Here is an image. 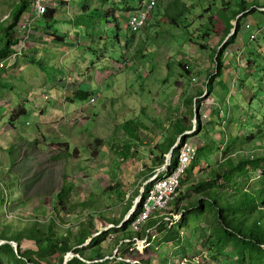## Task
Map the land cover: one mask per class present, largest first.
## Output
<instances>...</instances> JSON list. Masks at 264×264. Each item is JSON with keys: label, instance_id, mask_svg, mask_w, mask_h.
<instances>
[{"label": "rangeland", "instance_id": "374dc122", "mask_svg": "<svg viewBox=\"0 0 264 264\" xmlns=\"http://www.w3.org/2000/svg\"><path fill=\"white\" fill-rule=\"evenodd\" d=\"M15 1L20 0H0V9H6L7 5ZM135 1L133 0L132 4ZM241 1H244L247 9L256 3L261 8H256L254 13L242 12ZM191 2L193 5L188 6L187 12L184 13L186 18L179 21L178 28L169 25L168 21L166 23L162 15L155 14L157 10H161L160 6L154 10L153 20H148L147 25L134 34L133 38H130L131 33L125 27L116 30L113 21L110 27L104 23L101 27L90 26L87 30L80 27V30H77L78 35L73 34L78 38L77 43L88 42L85 33L94 35H91L94 40L91 54L94 68L92 71L84 68L81 75H92L93 82H96L99 78L95 71L103 75L110 72L101 89L94 87L93 94L86 100L78 101L76 107L69 105L65 94L45 92L46 88L16 93L13 97L17 101L16 107L23 104L20 100L29 102L30 111L25 110L28 115L17 118L15 129H9L6 124L9 114L4 118V114H0V228L8 226L20 236L24 230L30 229L33 223H38L40 235H43L44 228L49 226L56 236L52 249L46 248L41 254H30L29 258L40 261L38 256L43 254L49 259L47 262L42 260L41 263L62 264L66 257L68 261L71 257L78 258L69 250L74 246V238L81 229H88L87 237L78 247L81 251H86L90 244L94 246V240L99 237V233L116 229L137 197L132 193L135 190L139 192L144 182L151 177V174H147L150 167H154L151 160L159 155L155 142L159 143L164 134H169V123L177 119L179 125L191 131L193 118L198 117V113L199 120L206 122V110L214 105H222L223 112H227L229 116L223 126L222 121L218 120L219 109L216 108L207 119L209 124L213 122L210 124L212 127L205 126V133L198 136L202 144L196 138L197 131L192 132L188 138L197 149L200 146L202 148L196 149L197 158L189 163H194V168L187 178V175L184 177V182L179 184L177 195L167 210L173 214L182 213L184 210L185 218L181 222L180 217L172 223L163 221V225L154 227L151 248L147 247L149 245L144 243L143 239L136 238V235L126 237L117 231L107 232L104 239L96 243L100 255L103 256L102 260L97 262L121 264L118 259L121 258L123 262L130 264L136 261H142V264H190L188 261L191 264H240L235 260L239 253L234 248L238 246L233 239L229 242L223 240L219 223L213 221L207 197H218L219 206L223 208L227 205L225 201H236L232 188L237 187V182L241 184L243 181L236 176L232 184L225 185L217 180L215 188L211 189L205 184L198 191H190L189 187L196 186L198 182L213 181L212 176L221 173L224 167L222 164L228 160L234 162L237 158L250 157L260 163L261 159H264V0ZM61 6L70 7L67 1ZM81 7H76L74 12L81 13ZM101 7L98 4L95 6ZM232 13L240 19L239 31L235 34L233 28H229L224 35L228 27L226 17ZM116 18L126 26L127 12L117 13ZM236 18L229 21L231 27ZM7 19L9 15L2 16L0 24L4 26ZM54 19L57 20V15ZM61 19L62 17H59L51 28L54 31L57 29L58 32H70L71 26L66 29L65 21ZM155 20V34H150L151 24H154ZM41 24L39 23V26ZM232 34L234 38L224 50V67L217 76L215 73L218 59L214 58L216 54H213V49H223L225 41ZM1 35L0 30V44ZM97 36H102L103 39L97 40ZM80 46L79 48H83ZM151 62L153 68L150 78L156 82L150 80L147 84H138V81L143 80L142 72L150 71ZM101 66L104 69L99 71ZM64 67H67V62L62 63L61 67L43 69L50 86L58 78H64ZM182 68L189 72H184ZM136 72L140 73L139 80ZM188 76L192 78L191 82ZM204 76L214 79V94L211 96L202 90L199 99H194L186 111L187 108L182 107L179 102V91L182 88L180 83L189 81L192 91L194 86L199 84V80L204 81ZM83 79L84 77H76L75 81L83 82ZM163 79L164 83L161 82ZM9 82L14 83L15 78ZM2 90L0 88V92ZM163 92H170L173 101L162 100L167 97ZM5 100L6 95L4 99H0V107L4 105ZM231 117L233 123L229 122ZM21 119L27 120L25 125ZM140 124L149 128L148 134ZM134 130L135 138L132 135ZM16 133H22L28 138L29 148L23 144L15 147ZM250 133L253 135L249 136ZM230 138H236V141L227 145L226 141ZM12 144L15 148L11 156H8L7 149ZM122 146L128 149L125 156L118 152ZM92 151L96 152L95 155ZM51 156L54 158L50 159ZM9 159L13 163L12 167L9 165ZM22 162H25V166ZM259 170L248 172L250 178H254L248 183L252 188L256 187V175ZM40 173L42 175H39ZM261 183L264 185V176L261 177ZM63 186L66 191L63 193L62 205L58 204L54 211L55 194ZM207 189L210 190L206 196L204 192ZM129 201V207L120 216ZM177 205L180 206L178 211L173 212ZM261 217L264 218V210ZM178 222L181 224L179 229L177 228L178 231L174 228L177 231V240L164 242L165 233L169 228L177 227ZM152 225L154 222H147L145 229ZM259 226L264 231L263 220ZM62 237L68 239L65 251L61 250ZM123 240H129L130 243ZM186 241L192 242V245H187ZM232 245H235L234 248ZM19 248L21 252H26L24 249L34 251L35 245L32 241L23 239ZM125 251L133 256H127ZM215 253L217 254L214 255ZM90 255H93L92 252ZM211 255L214 257H210ZM87 256L86 251L84 257ZM247 263L245 260V264Z\"/></svg>", "mask_w": 264, "mask_h": 264}, {"label": "trees", "instance_id": "16d2710c", "mask_svg": "<svg viewBox=\"0 0 264 264\" xmlns=\"http://www.w3.org/2000/svg\"><path fill=\"white\" fill-rule=\"evenodd\" d=\"M103 2H108L110 5H112L113 7H115L113 10L117 12H127L129 9V3H127L128 0H102ZM240 1V0H239ZM180 3V0H175V5L177 8V5ZM227 4V3H225ZM240 7L242 9V12L247 11L246 13H254L256 10V8H261V6L258 5V3L253 4L252 6H250V9H247V6H245L244 1L240 2ZM249 8V6H248ZM178 11L172 13L171 16L169 15H163L164 19L166 21H168V24L171 26H174L176 28L179 27V21L183 18L185 19L186 17L184 16V12L186 10H188L185 6H183L182 8H177ZM54 9L52 8H47L46 12L44 14V16H42V18L44 19H49L52 18V15L54 13ZM95 12V11H94ZM241 12V13H242ZM242 15H244V13H242ZM88 16V15H87ZM89 19H91V15L88 16ZM114 17H116L115 15H108V13H102L100 10H96V12L94 13V19L95 18H103L104 20L102 21L105 26H107L108 23L114 21ZM87 17H83V19H86ZM236 18V14L232 13L230 15H227L226 17V23H227V30L225 31L224 35L227 33L229 28H232L229 21L232 19ZM239 24H240V19L237 18L236 20V26L234 29V33L236 34L239 31ZM86 28V26H82V29ZM10 27H8L7 29H5L3 31V36L6 38L5 44L6 42H8V39L10 37ZM116 30H118V28L116 27ZM103 35V32H101ZM92 36H94L93 34H91ZM234 34H232L229 39H227L225 41V46H223V49H218L215 48L213 49V54H216V56L214 57L215 59H218V63L216 66V73L215 75H219L222 71V68L224 67L222 59L224 56V50L227 49L228 45L230 44V40L233 39ZM134 34H131L130 38H133ZM97 40H102V36L101 37H96ZM95 38V41H97ZM189 39V38H188ZM92 42H94L93 37H91ZM191 40V39H189ZM196 45H199V43L194 42ZM5 51L1 50L0 51V57H2L4 55ZM184 70V72H189L188 70H186V68H182ZM213 81L214 79H211V76H206L205 78V93L208 94H214V92L212 91V86H213ZM93 94V93H92ZM202 94V92L200 93V95ZM91 94H87V93H78L76 95H74V99L78 100V101H83L88 99V96H90ZM199 95V96H200ZM197 99H199V97H196ZM195 98V99H196ZM191 102V101H190ZM27 104V102H25ZM226 103V101H225ZM221 105V104H220ZM222 106V105H221ZM221 106H217L214 105L212 108L215 111L216 108L219 109V112L222 114L221 117H219V119L222 121V126L225 124L223 122H227V112H223L222 107ZM26 114L25 109L23 108V105L16 107L15 109H13L10 113H9V119L8 122H6L7 126L9 127V129H15V121L17 120V118L21 115ZM194 114V113H192ZM199 113H198V117L196 116L194 119V131L199 132ZM224 117H226L224 119ZM229 117V116H228ZM177 120V119H176ZM175 120V121H176ZM129 122V124L131 123V121H127ZM229 122L233 123V118H229ZM134 125V124H133ZM140 127H144L142 124H140ZM145 128V127H144ZM227 129V127L225 128ZM170 131V130H169ZM167 132L169 134H167V139L166 141H162L161 143H157V145L155 146V149L158 150L159 155L156 157H153L151 162L152 165L154 167H150V171L147 172V174H151L152 175V171L153 169H155L158 165L160 166L163 163L164 157L163 155H165L168 150L172 147L173 143L175 142V138L180 135L182 133V131L184 132V128L178 124V120L176 122V124L173 126V132ZM226 131V130H225ZM130 132V131H129ZM136 133V130L133 131V137L135 138L134 134ZM138 133V132H137ZM131 135V134H130ZM249 136H252L253 134L250 133L248 134ZM185 138V136H182V138L180 139V141H182V139ZM264 139V137H263ZM236 141V138H230L227 142V145L232 144ZM167 142V143H166ZM24 145V147L29 148L28 146V138L25 136H19V138L16 139L15 142V147H18L20 145ZM14 145H10L7 149V155L11 156V153L13 151V149L15 148ZM37 145H35L36 147ZM67 147V146H66ZM198 150V149H197ZM197 150H196V157L197 158ZM121 152V155L125 156L128 152V149H126V147L122 146L121 148L118 149V152ZM65 153L68 154V151L65 150ZM64 153V154H65ZM95 151L92 154L95 155ZM41 154V153H39ZM64 154H62L63 156H65ZM176 155H177V149H172L171 150V154H170V158H169V164L166 170V174H168L173 168L174 165L176 163ZM54 157H50V159H53ZM26 159V158H23ZM227 160V159H226ZM24 161V160H23ZM9 165L10 167H12L13 163L12 161L9 159ZM259 160H255L252 159L250 157L246 158H237L235 159L234 162H230L229 160L226 163H223L222 166V172L221 173H215L212 177L213 181H208V182H204V183H200L198 182L195 185H192L191 187H189V190H194V191H198V189H200L204 184L206 186H208L210 189L211 188H215L214 184L217 180H220L222 184L225 183V185H228L229 183L232 184L233 178L234 177H238L240 178L243 183H236V188L233 187V191L235 192V196H236V201L235 202H227L225 201V203H227V205L225 207H220L219 206V199H217L218 197H216V199H211L207 197L208 203L210 204V210L211 213L214 217V222H218L220 227H221V232L223 233V240L225 242H229L232 241V239L235 241V244L238 246L237 248H234L235 245H232V247L234 249H236L239 253V256L236 257V261H239L240 264H245V260L248 261L247 264H264V231L263 229L259 226L260 222H262V220L264 221V218L261 217L262 211L264 210V185L261 183V177L264 176V159H261L260 163H258ZM258 164V165H256ZM22 165L25 166V162H22ZM194 163L190 164L189 167L186 170L185 176L186 178L189 176V174L192 172V169L194 168ZM38 166V165H37ZM257 167V168H256ZM248 168V169H247ZM261 168V169H260ZM259 170L258 171V175L257 176V182H256V187L252 188L251 184H248L249 181L254 180V178L252 179V177L250 178V173L253 170ZM36 171V167L34 169V172ZM33 172V173H34ZM39 175H42L41 173ZM261 175V176H260ZM184 176V177H185ZM184 180V179H183ZM183 180L180 181V185L182 184V182H184ZM260 183V184H257ZM246 184V185H245ZM239 185H241L240 187H238ZM245 185V186H244ZM149 188V185H145L143 187V191L142 193H140V200L139 202L135 205L134 211L133 213L128 217V219L126 221H124L121 225H119L116 229L113 228L110 231L107 230V232H120L123 233V236L128 237L129 235H136L137 237H141V235L144 234V231L141 233V235L139 233H131L128 231V227L129 224L133 221V219L136 218V216L140 213L141 211V205L142 202L145 198L146 192ZM207 189L206 192H204V194L208 193ZM66 191L65 186H63L56 194L54 197V201H53V209L54 211H56V206L62 205V197H63V193ZM138 191L135 190L134 193H132V195H138ZM119 197H121L119 195ZM180 199V198H179ZM176 200H178V198H176ZM2 201V197H1V193H0V202ZM127 203V202H126ZM125 203V204H126ZM130 201L127 203V206H125V209L121 212L120 216L123 214V212L129 207L130 205ZM83 205V204H82ZM81 205V206H82ZM199 210L198 207H195ZM178 211V209H176ZM181 211V210H179ZM127 212V211H126ZM125 212V213H126ZM125 215V214H124ZM123 215V216H124ZM122 216V218H123ZM183 218H185V214H184V210H182V213L180 215V219L179 222H181L183 220ZM110 221V220H109ZM112 222V221H110ZM149 222V220H147L143 227H145V224ZM177 224V227L173 226V228H169L165 233L164 236V242H168L171 240H177V231H178V227L181 226V224ZM113 223H116L115 221H113ZM164 223L161 222L159 225H163ZM39 224L38 223H33L28 229V230H24L23 234L18 236V233L12 231V229L8 226L3 228H0V241H6V242H14L16 244V254H14L11 246L9 244H2L0 245V264H43L41 263L42 260L47 262V259H49V257H45V255H39L38 259L40 261H36L33 258H29L30 254H41L42 250L46 249V248H53L54 247V243L56 242L55 240V234H53L50 231L49 226L44 228V234L40 235L38 233L39 230ZM174 228H178L177 231ZM160 230H162L161 228H159ZM88 229H81L78 234L76 235V237L74 238V246L70 248L69 251H72L73 254H75L76 256H78V258L86 261L87 263H85L84 261L79 260L76 257H71L69 261L66 262V264H101V262H97V261H101L103 256L100 255L99 250H98V245H96V243L102 241L105 237V234H107V232L105 233H99V237L96 238L94 240L95 245L93 246V244H90L89 248L86 250L88 256L85 258L84 257V250H79L78 247L82 244V241L87 237L86 235L88 234ZM139 235V236H138ZM122 236V237H123ZM145 236V234H144ZM29 240L32 241L33 244L35 245V249L33 250H26V252L24 251H20V242L23 240ZM68 239L65 237L61 238V243L63 248L61 250L65 251V245L67 244ZM147 241L149 244V247L151 248V246L153 245V241L151 240V238L147 237ZM187 245H192V242L186 241ZM121 246V243L118 245V248ZM204 246V245H203ZM229 246V245H228ZM60 247V245H59ZM148 247V248H149ZM179 247V246H178ZM232 247H229L231 250H233ZM48 251V250H47ZM90 252H92L93 255H90ZM191 254L193 253L192 249H191ZM127 256L132 257L133 254L132 253H127L125 251V253ZM217 253H215L214 255H216ZM214 255H211L210 257H214ZM60 259V257H59ZM119 261L121 262V264H130L128 262H123L121 258H118ZM190 264L191 262L188 261ZM45 264V263H44ZM134 264H142L136 261V263Z\"/></svg>", "mask_w": 264, "mask_h": 264}, {"label": "crops", "instance_id": "0c3cea01", "mask_svg": "<svg viewBox=\"0 0 264 264\" xmlns=\"http://www.w3.org/2000/svg\"><path fill=\"white\" fill-rule=\"evenodd\" d=\"M66 1L69 3L70 7L65 8L61 6V5H65ZM143 1L144 0H136L134 4H132L133 0L127 1V3H129V8H128L129 10L127 11L128 17L132 12L141 8ZM30 2L31 0H20L19 2L15 1L9 6L7 5L6 9L3 8L0 9V18L2 16L6 17V15L7 16L9 15V19L6 20L4 26L0 24V30L2 32L1 35L2 42L0 44V51L1 50L5 51L4 55L0 57V63L4 61V59L6 58L10 49L9 46L12 45L13 43H16L20 39V36L15 32V26L20 20L27 19L30 22L32 29L39 32L38 34L31 36V38L27 43L25 52L23 53L22 57H20V59L16 61V63L7 66L6 61H4V67L0 69V88L3 89L0 92V99H4L6 95V100L5 102H3L4 105L0 107V114L1 113L4 114L2 118H4V116H7L10 113V111H12L17 106V101H15L13 98L16 93H24V92L26 93L28 91L34 92V91H38L40 88H46L47 91L45 90V92H49L53 94H62V93L65 94L66 98L69 100L68 101L69 105L71 107H76L78 100L74 99V95L78 93L92 94V90L94 87L101 89L104 83L103 81L106 80V78H108V75L110 73L108 72L106 73V75H103L102 73L100 74L95 71V74L99 78V81L96 82H93L92 75L86 73L83 76L81 75L84 68L90 69L91 71L94 68L93 57L91 55L93 52V42L91 40V35L85 33V38L87 39L88 42L84 41L82 44H79L76 41V39H78L77 36H74L73 34L78 35L77 30H80V27L82 28V26H86V28L83 27L86 30L88 28H91L90 26L95 27V25H99L101 27V24H103L102 21L104 19L103 18L94 19V13L96 12V10H100L102 13L104 12L108 13L110 17V15L112 14L116 16V14L119 13V12L116 13V11L113 10L115 7L110 5L108 2H103L102 0H80V1L53 0V7L51 6L50 8L54 9L55 12L53 13L52 18L44 19L41 17L38 19L41 20L38 21L33 19L32 11L30 9L31 8ZM97 4L101 5L102 7L95 8ZM192 5L193 3L191 2V0L190 1L180 0V3L177 5V8L180 9L183 6L188 8V6L191 7ZM80 6H82L81 7L82 11L81 13L76 14L74 11L77 10L76 7L80 8ZM159 6L161 7V10H157V13L155 14H159L160 16L168 15L169 13H171L172 15V13L178 11L175 5V0H161L155 9H157ZM155 9L149 12L147 22L148 20L150 21L153 20V12ZM186 12L187 10L184 13ZM55 15H57V20L54 19ZM87 15L88 16L91 15V19H89ZM85 16L87 18L83 19V17ZM59 17H62L61 20L63 22L65 21L66 29H69V26H71L72 29L70 32H65V33H63V31L58 32L57 29L54 31L51 28L52 24L58 21ZM162 19H164V17H162ZM88 21L90 23H88ZM119 22L122 24L118 25ZM39 23L42 24L39 26ZM113 24L115 28L116 27L118 28V30L119 28L121 29H124V27L126 28L125 24L121 20H117L116 17H114ZM111 25L112 24L110 22L107 24V27L108 26L110 27ZM151 25L152 27H150V29L152 30L150 31V34H155L157 21L155 20V23ZM10 26H11L10 37L8 39V42H6L5 44L6 38L3 36V31ZM79 46L83 48H79ZM64 62H67V67H64L63 69L64 78H58L57 80H55V83H53L50 86V84L47 83L46 74L44 73L43 69L54 66L61 67L62 63ZM149 67H151L150 71L144 70L145 72H142L141 77L143 78V80L141 82L138 81V84L141 83L147 84L151 80L150 73L153 68L152 62L149 64ZM103 69L104 67L101 66L99 68V71ZM135 74L139 80V78H141L140 73L136 72ZM13 77L15 78V82L11 84V82L9 81ZM76 77L79 78L84 77L83 82L75 81ZM188 78H190L189 81L191 82L192 78L190 76H188ZM205 78L206 76H204V81L199 80V84L195 85L192 91L189 88L190 86L189 81L188 83L185 82L180 83L182 88L179 91L181 95L179 102H181L182 107H185V109L187 108L186 111L188 110V106H190V104L193 103L194 99L196 97H199V94L202 92V90L205 91V87L203 83L205 82ZM151 82L154 83L156 81L151 80ZM161 82L164 83L165 79L161 80ZM184 83L186 84V86H184ZM8 85L10 86V88H8ZM97 91L99 93V90ZM212 91L213 92L215 91L213 86H212ZM169 94L170 92H168L167 94L163 92V95L164 96L167 95V97L163 98L162 100L167 102L173 101L172 94L170 95ZM176 94H178V92H176ZM20 102H23L22 105L23 108L26 110V112L30 111V109H28L30 105L29 102H27V104L25 103V101L20 100ZM3 109L5 112H3ZM212 111L213 113L215 112L212 107L207 109L206 112L208 113V117L205 120L206 122H203L201 120H200L201 122H199V132L197 133L196 136L198 141H199L198 136L202 133H205L203 130L204 127L211 126L213 124V122L210 123L211 125L209 124V122H207V119L212 114ZM26 115H28V113H26ZM217 117L218 120H220L219 119V117H221L220 112L219 114L217 113ZM2 118L0 116V120H2ZM21 120H23V123L25 125L27 120L25 119H21ZM21 120L19 121L21 122ZM175 120L169 123L171 133L173 132V126L177 122V120L176 121ZM17 121L18 119L15 121V123ZM142 125L145 127L144 124ZM186 130L187 128H184V131ZM22 131L27 132V130L24 129H22ZM144 132L148 134L149 128L145 127ZM22 133H20V135L19 133L18 135L16 133L17 135L16 139L19 138V136H25L22 135ZM158 136H160V133ZM166 137L167 135L164 134L163 140H161L159 143H161L164 140L166 141V139L168 138ZM199 142L202 144L201 141ZM155 143L157 144V142ZM201 148L202 146L198 147V150ZM177 206L178 207L174 208L175 210L180 207L179 205ZM202 226L204 227L203 224Z\"/></svg>", "mask_w": 264, "mask_h": 264}, {"label": "built area", "instance_id": "2783aa9c", "mask_svg": "<svg viewBox=\"0 0 264 264\" xmlns=\"http://www.w3.org/2000/svg\"><path fill=\"white\" fill-rule=\"evenodd\" d=\"M160 1L161 0H144L141 8L129 16L126 27L131 32L137 33L144 27L149 12L155 8ZM51 6L53 7L52 0H31L30 9L32 11L33 19L38 20L44 16L46 9ZM15 32L20 36V39L16 43H13L9 46V52L4 59V61L7 63V66L16 63V61L22 57L31 36L39 33L38 31L32 29L31 24L27 19L20 20L16 24ZM4 61L0 63V69L4 67ZM192 132H194V124H192L191 131L186 130L176 137V140L171 147L172 149H177L176 163L174 168L168 174H166L169 161L166 166L162 163L160 166L153 169L152 175H150L151 177L148 178L140 188L139 191L142 193L143 187L145 185H149L141 205L140 213L129 224V232H139L145 221L156 213L157 217L161 218V221H166L169 223H172L180 217L181 213L173 214L167 210L168 206L174 201V198L177 195L179 183L184 179L189 163L196 157L197 147H195L192 141L188 139ZM182 136H185V138L180 141ZM140 193H138L135 199L136 202H139L140 200ZM174 210L175 209H173V212ZM152 232V228L145 229V237L143 238V242L147 245L148 242L146 237H152ZM124 242H127V240Z\"/></svg>", "mask_w": 264, "mask_h": 264}, {"label": "clouds", "instance_id": "9594fccd", "mask_svg": "<svg viewBox=\"0 0 264 264\" xmlns=\"http://www.w3.org/2000/svg\"><path fill=\"white\" fill-rule=\"evenodd\" d=\"M159 3H160V2H159ZM159 3H158V4H159ZM156 7H157V6H156ZM156 7H155V8H156ZM155 8H153V9H155ZM153 9H152V10H153ZM152 10H151V11H152ZM134 12H135V11H134ZM132 13H133V12H132ZM132 13H131V14H132ZM131 14H130V15H131ZM128 18H129V17H128ZM147 18H148V17H147ZM127 20H128V19H127ZM146 22H147V20H146ZM126 23H127V22H126ZM145 25H146V23H145ZM145 25H144V26H145ZM143 28H144V27H143ZM143 28H142V29H143ZM232 28H233V27H232ZM126 29H128V28L126 27ZM142 29H140L139 31H141ZM128 31H129L131 34H137V33H139V31H138L137 33H133V32H131L129 29H128ZM193 124H194V122H193ZM134 202H135V201H134ZM137 203H138V202H136L135 204L133 203V204H134V208H135V205H136ZM132 206H133V205H132ZM129 210H130V209H129ZM129 210H128V211H129ZM133 211H134V209H133ZM133 211L127 216V219H128V217L133 213ZM127 219H126V220H127ZM126 220H125V221H126ZM147 220L154 222V225H152L151 227H149V228H152V229H153L154 227H156L158 224H160L161 222H163V221H161V218L157 217V214H153V215L150 216V218L147 219ZM147 220H146V221H147ZM177 220H178V219H177ZM146 221H145V222H146ZM155 222H156V223H155ZM175 222H176V221H175ZM119 225H121V224H119ZM143 225H144V224H143ZM143 225H142V227L140 228L139 231H141V233L144 231V234H145V230H144L145 227H143ZM146 229H147V228H146ZM152 231H153V230H152ZM131 233H132V232H131ZM136 233H137V232H136ZM138 233L141 235L140 232H138ZM152 233H153V232H152ZM144 234L141 235V237H136V238H138V239H143V238L145 237ZM147 237H149V236H147ZM147 237H146V240H147ZM149 238L152 239V237H149ZM123 241H125V240H123ZM127 242L130 243L129 240H127ZM147 242H148V241H147ZM148 245H149V244H148ZM147 247H149V246H147ZM133 264H134V263H133Z\"/></svg>", "mask_w": 264, "mask_h": 264}, {"label": "water", "instance_id": "95a60500", "mask_svg": "<svg viewBox=\"0 0 264 264\" xmlns=\"http://www.w3.org/2000/svg\"><path fill=\"white\" fill-rule=\"evenodd\" d=\"M236 20H237V18H236ZM236 20L234 21L232 31H234V29H235V26H236ZM193 119H195V118H193ZM192 122H193V121H192ZM171 150H172V148H170V150H168V152H167V153L165 154V156H164V163H163V164H164L165 166L168 164V161H169V158H170V154H171ZM139 193H140V191H139ZM138 197H139V196H138ZM135 203H136V200H135L134 204H135ZM134 204H133V206L131 207V209L125 214V216H124V218L122 219V221H121L120 224H122V223L127 219V216L133 211V209H134ZM2 244H9V245L11 246V248H12L14 254H16V244H15L14 242L0 241V245H2ZM67 261H68V260H67V257H66V258L64 259V261H63L62 264H66Z\"/></svg>", "mask_w": 264, "mask_h": 264}]
</instances>
